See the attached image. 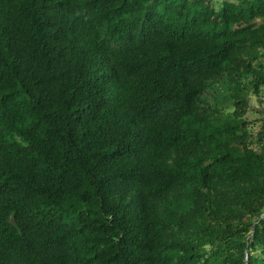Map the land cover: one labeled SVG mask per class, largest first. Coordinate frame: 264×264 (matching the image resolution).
Masks as SVG:
<instances>
[{
	"label": "trees",
	"instance_id": "1",
	"mask_svg": "<svg viewBox=\"0 0 264 264\" xmlns=\"http://www.w3.org/2000/svg\"><path fill=\"white\" fill-rule=\"evenodd\" d=\"M264 0H0V264H264Z\"/></svg>",
	"mask_w": 264,
	"mask_h": 264
},
{
	"label": "rangeland",
	"instance_id": "2",
	"mask_svg": "<svg viewBox=\"0 0 264 264\" xmlns=\"http://www.w3.org/2000/svg\"><path fill=\"white\" fill-rule=\"evenodd\" d=\"M251 109L246 115V118L251 121V128L253 131L258 130L261 124V117L264 115V104L256 97H251Z\"/></svg>",
	"mask_w": 264,
	"mask_h": 264
}]
</instances>
